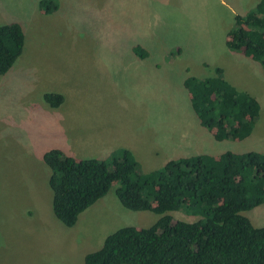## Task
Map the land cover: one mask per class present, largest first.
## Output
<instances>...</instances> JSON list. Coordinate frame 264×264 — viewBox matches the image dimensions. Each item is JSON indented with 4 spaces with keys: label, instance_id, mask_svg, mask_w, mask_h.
<instances>
[{
    "label": "rangeland",
    "instance_id": "1",
    "mask_svg": "<svg viewBox=\"0 0 264 264\" xmlns=\"http://www.w3.org/2000/svg\"><path fill=\"white\" fill-rule=\"evenodd\" d=\"M57 1L59 9L46 15L41 0H0V25L17 22L25 34L22 55L0 76V264H85V256L118 229L145 230L160 218L125 208L117 184L75 226H65L52 208L51 169L43 158L52 149L106 159L129 146L144 173L177 158L168 148L176 137L184 143L193 137L187 149L203 145L196 154H264V86L256 78L245 77L258 85L249 91L262 108L254 129L258 141L212 138L183 84L187 76L209 78L224 68L223 56L214 69L199 60L210 40L222 46L235 0ZM136 45L149 52L144 61ZM242 65L233 69L237 76L252 75L239 71ZM50 93L64 101L52 107L44 99ZM118 141L124 145L114 147ZM243 215L264 226V204Z\"/></svg>",
    "mask_w": 264,
    "mask_h": 264
},
{
    "label": "trees",
    "instance_id": "2",
    "mask_svg": "<svg viewBox=\"0 0 264 264\" xmlns=\"http://www.w3.org/2000/svg\"><path fill=\"white\" fill-rule=\"evenodd\" d=\"M40 5L46 15L59 9L57 0H41ZM24 47L19 23L0 25V76L13 68ZM227 47L264 68V0L235 16ZM133 51L141 59L150 56L141 45ZM183 84L200 125L216 140L251 136L261 105L228 82L222 68L216 67L209 78L187 76ZM44 99L52 107L64 101L56 93ZM43 158L51 169L54 214L67 227L75 226L79 216L117 184L125 208L160 216L145 230L125 226L107 236L100 250L85 256V264H264V226L255 227L243 215L264 204L263 153L181 156L147 173L127 148L106 159H77L60 149ZM172 212L198 219L178 220Z\"/></svg>",
    "mask_w": 264,
    "mask_h": 264
},
{
    "label": "crops",
    "instance_id": "3",
    "mask_svg": "<svg viewBox=\"0 0 264 264\" xmlns=\"http://www.w3.org/2000/svg\"><path fill=\"white\" fill-rule=\"evenodd\" d=\"M248 1L252 2L254 0H235V4L234 5L231 4L232 6H230V12L234 17H232L230 15V18H231L230 22H229V24L225 25V31L223 33V39H222V46L220 47L219 39L210 40V43L206 47L205 51L202 53L203 54L202 56L204 58L199 60V63L204 67L207 66L209 68L214 69L215 66H217L219 63H223L222 60H220V58H219V56H223L225 59V62H224L225 64H222L221 67H224L223 70H224L225 79L228 82H230L232 85H234L237 89L240 88L239 90L245 91V92H248L249 94H251V92H249V91H252L253 93H255L257 89L254 90L252 88V86H254V85L249 84V80H251V79H246L245 77L256 78V80L259 81V83L264 86V68L256 59H254L250 56H246L244 53L232 52L227 47L228 35H229L231 29L233 28V26L235 24V16L238 14L245 15L249 11H251V9L248 11L244 10V4ZM260 1L261 0H255V2H253L254 8L259 4ZM141 60L144 61V59H141ZM240 62H242L243 65ZM237 63L239 65H242L241 67H239V71L243 70V69H245V70L248 69L252 75H246V74L239 75V73H238V76H237V72L233 71V69H235L237 67ZM255 64H259L261 69H259V67H256ZM239 76H240V79H239ZM254 87H258V85L254 86ZM261 110H262V108H261ZM198 122H199V120H198ZM199 125H200V122H199ZM203 129H205V128H203ZM254 132H255V130L252 132L251 136H249V137H252V140H254V141H258L259 136L256 135ZM209 135L212 138L214 137V135L213 134L211 135V133H209ZM202 138L206 140V138L203 135H202ZM208 139H209V142L212 143V139H210V138H208ZM192 142H193V137H191L188 141H186V143H184L182 141V138L177 139V137H176L170 142L172 145L168 146V148L172 150L171 153L175 152V156L177 158L181 157V156L197 155L195 151H197L199 148H203L204 146L202 145V146H197V147H192V148L187 149L186 144H190ZM165 143H166V140L164 141L163 144H165ZM178 144H179V146H182V145L183 146L179 147V150H176ZM121 145H124L123 142L118 141L115 143L114 147H119ZM185 145H186V147H185ZM106 147H109V146H106ZM127 147H128L127 149H129L133 152V150L129 146H127ZM132 147L135 148L134 146H132ZM110 148H112V146H110ZM160 148H165V147L160 146ZM191 149H193V150H191ZM107 152L108 151H106L104 153H107ZM197 152H199V150ZM200 154H204V153H200ZM214 155H216V154H214ZM172 157H173V155H172ZM98 159H100V158H98ZM101 159H103V158H101Z\"/></svg>",
    "mask_w": 264,
    "mask_h": 264
}]
</instances>
